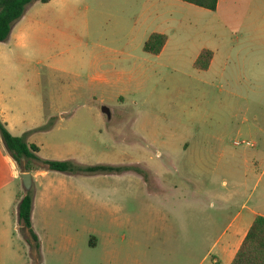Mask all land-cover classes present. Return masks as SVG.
<instances>
[{"label":"rangeland","instance_id":"rangeland-1","mask_svg":"<svg viewBox=\"0 0 264 264\" xmlns=\"http://www.w3.org/2000/svg\"><path fill=\"white\" fill-rule=\"evenodd\" d=\"M198 9L182 0L27 5L0 41V116L10 132L26 134L43 159L135 162L159 177L147 170L146 186L135 172L41 167L30 190L37 251L16 228L13 200L25 189L10 176L14 250L3 264H217L218 232L249 208L264 212V157L239 137L204 135L227 97L193 66ZM155 31L167 36L156 55L143 50ZM199 189L218 198L204 197L199 210Z\"/></svg>","mask_w":264,"mask_h":264},{"label":"crops","instance_id":"crops-1","mask_svg":"<svg viewBox=\"0 0 264 264\" xmlns=\"http://www.w3.org/2000/svg\"><path fill=\"white\" fill-rule=\"evenodd\" d=\"M200 8L197 12L200 15L197 17L196 25L200 36L203 37V42L198 43L193 51V66L202 50H210L212 54L207 68L198 69L195 66L194 68L201 74L202 83L227 97L224 106H221L222 111L219 113L221 118L215 121L204 135L218 142L223 141L228 135L239 137L241 141L249 142L247 145L253 148L250 152L253 156L264 157V0H217L213 10ZM165 47L166 42L161 51ZM97 78L101 79L99 76ZM0 119L9 130L5 119L1 116ZM232 157H235V154H232ZM134 163H128V165ZM144 169L155 174L158 180L159 174L156 171L147 167ZM248 170L253 168L248 166ZM124 171L135 172V176L138 179L142 178L146 186L148 185L147 179L140 173L134 170ZM224 171L234 172L228 167ZM30 172L33 180L40 171ZM20 173L0 138V264H3L4 258L14 250L10 207L15 194L10 188L8 178L10 176L17 178ZM4 176L5 180L7 179L5 184ZM160 182L162 184V180L158 181L159 186ZM25 193V190L20 191L13 200L16 204L14 211L16 218L18 200ZM197 193L199 198L196 200V207L199 210L204 208V197L218 198L216 195H205L207 192L204 189H199ZM226 202L224 201L218 207L228 208L229 204ZM257 215L264 216L263 210L249 208L243 215H234L227 226L218 232L215 242L217 264L232 262L241 241ZM210 220L212 229L213 225L217 224V220ZM15 222L16 228L20 227L18 219Z\"/></svg>","mask_w":264,"mask_h":264},{"label":"trees","instance_id":"trees-1","mask_svg":"<svg viewBox=\"0 0 264 264\" xmlns=\"http://www.w3.org/2000/svg\"><path fill=\"white\" fill-rule=\"evenodd\" d=\"M33 0H0V41L8 38L13 24L19 20L29 3ZM47 2L49 0H40ZM190 4L213 10L217 5V0H182ZM166 35L153 32L145 40L143 50L150 54H158L166 42ZM210 50H202L194 61V66L198 69H206L210 58ZM0 138L15 161L21 172L38 170L41 167L62 172H121L124 170H134L146 179L147 170L138 165H82L72 160H52L43 159L38 156L39 147L32 142L26 141V134L13 135L0 119ZM33 197L31 191L22 195L17 203V219L20 231L25 236L31 246L39 251V240L31 224V211ZM230 264H264V216L257 215L252 221L245 237L241 241L235 256Z\"/></svg>","mask_w":264,"mask_h":264},{"label":"water","instance_id":"water-1","mask_svg":"<svg viewBox=\"0 0 264 264\" xmlns=\"http://www.w3.org/2000/svg\"><path fill=\"white\" fill-rule=\"evenodd\" d=\"M102 111L107 114L108 117H110V110L108 107L103 106ZM21 178L22 185L25 189V191L31 190L32 187V174L31 172H21L19 174Z\"/></svg>","mask_w":264,"mask_h":264},{"label":"built area","instance_id":"built-area-1","mask_svg":"<svg viewBox=\"0 0 264 264\" xmlns=\"http://www.w3.org/2000/svg\"><path fill=\"white\" fill-rule=\"evenodd\" d=\"M238 143H239L238 141H235V144H238ZM244 143L249 144L248 141H244Z\"/></svg>","mask_w":264,"mask_h":264}]
</instances>
